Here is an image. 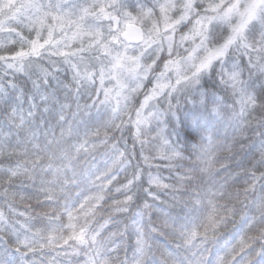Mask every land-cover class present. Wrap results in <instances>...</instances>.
I'll return each instance as SVG.
<instances>
[{
	"label": "snow or ice",
	"instance_id": "snow-or-ice-1",
	"mask_svg": "<svg viewBox=\"0 0 264 264\" xmlns=\"http://www.w3.org/2000/svg\"><path fill=\"white\" fill-rule=\"evenodd\" d=\"M0 264H264V0H0Z\"/></svg>",
	"mask_w": 264,
	"mask_h": 264
},
{
	"label": "trees",
	"instance_id": "trees-1",
	"mask_svg": "<svg viewBox=\"0 0 264 264\" xmlns=\"http://www.w3.org/2000/svg\"><path fill=\"white\" fill-rule=\"evenodd\" d=\"M97 218H98V219H101V217H99V216H98ZM101 222H103L102 219H101ZM129 254H130V253H129ZM58 259H59V258H58Z\"/></svg>",
	"mask_w": 264,
	"mask_h": 264
}]
</instances>
